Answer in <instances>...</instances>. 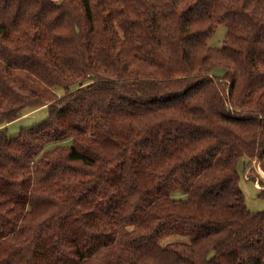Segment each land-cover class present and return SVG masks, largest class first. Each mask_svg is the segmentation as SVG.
<instances>
[{
	"label": "trees",
	"instance_id": "16d2710c",
	"mask_svg": "<svg viewBox=\"0 0 264 264\" xmlns=\"http://www.w3.org/2000/svg\"><path fill=\"white\" fill-rule=\"evenodd\" d=\"M243 156L264 171V0H0V264H264Z\"/></svg>",
	"mask_w": 264,
	"mask_h": 264
},
{
	"label": "rangeland",
	"instance_id": "374dc122",
	"mask_svg": "<svg viewBox=\"0 0 264 264\" xmlns=\"http://www.w3.org/2000/svg\"><path fill=\"white\" fill-rule=\"evenodd\" d=\"M226 33L225 24H219L214 29L212 34L207 39V44L211 47L220 46L221 41ZM216 73H222L221 69H215ZM107 76L108 73L100 72ZM17 87V85L15 84ZM55 93L61 95L63 93L62 88H56ZM47 105V104H46ZM46 105H41L36 108H28L22 111V115L18 118L10 121L7 124L6 133L8 136H15L18 134L21 128L31 126L42 119L48 114ZM238 173H239V186L244 194L245 203L249 210L258 211L264 209V171L260 168L258 162L254 158L243 156L238 161ZM262 190V192H261ZM173 198H184L185 192L180 189H174L171 191ZM189 235L182 234H167L160 239V244H165L169 241L175 240H189Z\"/></svg>",
	"mask_w": 264,
	"mask_h": 264
}]
</instances>
